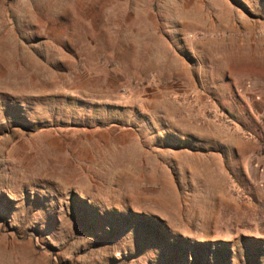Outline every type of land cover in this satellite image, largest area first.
I'll return each mask as SVG.
<instances>
[{
    "label": "rangeland",
    "instance_id": "1",
    "mask_svg": "<svg viewBox=\"0 0 264 264\" xmlns=\"http://www.w3.org/2000/svg\"><path fill=\"white\" fill-rule=\"evenodd\" d=\"M0 264H264V0H0Z\"/></svg>",
    "mask_w": 264,
    "mask_h": 264
}]
</instances>
